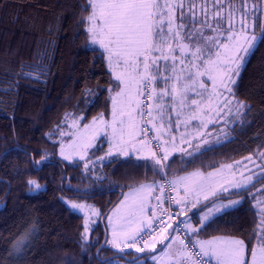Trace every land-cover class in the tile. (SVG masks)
I'll return each instance as SVG.
<instances>
[{
    "label": "trees",
    "instance_id": "trees-1",
    "mask_svg": "<svg viewBox=\"0 0 264 264\" xmlns=\"http://www.w3.org/2000/svg\"><path fill=\"white\" fill-rule=\"evenodd\" d=\"M260 3V37L233 89L246 105L244 113L225 128L227 140L191 156L174 154L161 171L148 159L109 154L106 144L91 149L87 162L58 158L67 122L108 116L109 89L118 90L102 51L90 43L86 25L78 23L91 9L82 11L86 0H0V264H156L150 256L162 244L157 251L138 252L126 244L116 250L103 243L105 214L126 191L153 182L158 191L165 174L172 181L196 170L235 165L251 155L264 162V0H248V6ZM262 184L258 179L243 190L201 202L191 213L198 229L194 235L255 243L259 217L254 205L264 197V191H257ZM236 192L243 196L241 204L198 228L199 211L217 200L241 198ZM64 198L95 199L100 217L87 239L82 217L67 209ZM184 231L192 245L193 235Z\"/></svg>",
    "mask_w": 264,
    "mask_h": 264
},
{
    "label": "snow or ice",
    "instance_id": "snow-or-ice-1",
    "mask_svg": "<svg viewBox=\"0 0 264 264\" xmlns=\"http://www.w3.org/2000/svg\"><path fill=\"white\" fill-rule=\"evenodd\" d=\"M258 6L253 4L249 9L248 0H86L82 11L89 8L91 11L78 23L86 25L90 43L102 50L101 55L118 90L109 89L111 120H105L103 114L93 118L91 124L84 125L77 137L78 142L68 147L86 150L103 133L108 136L109 154L113 150L124 156L135 152L140 154L138 159L147 155L163 171L164 162L175 150L174 133L179 132L181 123L188 126L198 120L206 128L208 123L213 122L212 113L219 116L222 111L221 99L225 94L234 96L233 89L243 63L256 40L255 35L249 37L247 34V18L252 15L255 23ZM237 14L239 32L236 31ZM261 28L264 31V24ZM40 75L38 71L34 78L38 80ZM113 91L114 94H111ZM230 103L229 99H223L224 105ZM236 106L238 111L246 107L241 101H236ZM205 116L210 117L208 122H205ZM180 138L184 142L185 134L180 133ZM154 148L157 151H153ZM61 155L69 158L63 145ZM226 167L231 168L232 165ZM219 171L205 175L196 170L173 179L170 186L184 188V196L176 199L175 203L182 204L195 196L196 203L192 207H196L201 196L207 201L221 191L229 192L230 187H244L227 181V187H217ZM253 179L249 176L245 184ZM260 179L264 180V176ZM28 183L34 189L40 188L34 180ZM157 186L156 182L141 184L114 209L113 215L109 216V225L113 230V239L109 243L116 246L120 239L136 243L138 238L142 239L141 233L146 228L155 227L157 216L163 215L159 202L164 199L162 195L156 196L158 203L150 206L149 198L154 195ZM159 189L163 193L164 185L159 184ZM234 194L241 199L213 204L201 215L200 228L216 213L241 204V193ZM70 206L80 210L86 207L77 203ZM254 207L258 209L256 215L259 217L253 231L255 243L251 239L213 237L193 240L189 246L179 235L171 236L168 230L179 233L180 224H183L187 232L195 234L198 231L196 227L186 221L165 224L161 219L163 238L159 239V243L170 241L161 255L174 258L175 264H264V200H257ZM188 210H182L181 214ZM92 214H96L95 210ZM113 216L118 223H113ZM168 218L173 219L171 212ZM84 230L89 231L87 214ZM156 239L145 241L144 248L137 251L143 252L149 247L155 249ZM177 240L180 247L173 251V243ZM196 248L199 250L196 251ZM152 260L160 264L155 255Z\"/></svg>",
    "mask_w": 264,
    "mask_h": 264
},
{
    "label": "rangeland",
    "instance_id": "rangeland-1",
    "mask_svg": "<svg viewBox=\"0 0 264 264\" xmlns=\"http://www.w3.org/2000/svg\"><path fill=\"white\" fill-rule=\"evenodd\" d=\"M258 5L259 6L255 9V23L253 24V16L252 15H249L248 18H247V25H248L247 34L249 35V37H251L252 35L256 36V40L254 41L253 48L255 47V45H256L259 37H260V35L258 33V24H259L258 16H259L260 10L263 9V4L260 3ZM252 6L253 5L248 6L249 9H251ZM225 12H227V9H225ZM236 31L237 32L240 31L239 14H237V17H236ZM93 46L99 48L98 45H93ZM253 48L250 49L248 55L251 53ZM248 55L246 56V58L248 57ZM246 58H245V60H246ZM244 63H245V61H244ZM244 63H243V65H244ZM112 94H114V93H112ZM224 98L229 99L231 101V103L228 104V105H224L223 104V99ZM224 98L221 99L222 111H220L219 116H217L215 114V112L212 113L211 119L213 120V122L208 123L206 128L202 127L198 120L190 122V124L188 126H185L183 123H181L179 132H175L174 133L175 136H176L175 150L172 151V154L169 157H171L174 154H183V155H187V153L194 154V153H197V152H199L201 150L209 148L211 146L219 145V144H221L222 142H224L225 140L228 139V137H226L225 128L228 127V126L233 125L237 120H239L241 115L244 113L245 107L242 110L238 111L237 110V106H236V101H238V100L234 96L233 97H228L227 94H225ZM111 109H112V103H110V114L108 116L103 115V118L105 120H111ZM101 115H98V116H96L94 118H99V117H101ZM209 119H210L209 116H205L204 117L205 122H208ZM92 121H93V119H91L90 121H87L86 123H82L81 117H78V118H74V119L70 120L69 122H67L68 125L62 131V134L59 137L60 146L58 148V158L61 161H63L64 163H73L74 161L87 162L91 149L96 148V147H101L104 144H106V145H108L110 147L109 142H108V136L104 135L103 133H101L96 138V140L92 144V147L87 148L86 150H77V149L68 147L70 144H73L74 142H78L77 141V137L83 131L84 125L91 124ZM109 132H110V129H109ZM180 133H184L185 134L184 142H181ZM154 142L156 143V141H154ZM168 142H169V148L171 150V138L170 137L168 138ZM62 145L64 146L65 154L69 156L68 159H65V157L61 155V146ZM181 149H183V151H181ZM85 152H86V154H85ZM81 155L84 156L83 159H81ZM130 155L131 156H136L138 158V155H140V154L133 152ZM141 158L153 161L147 155H144ZM237 162H239V163H234L235 165L227 164V165H232L231 168L226 167L227 165H223V166H221L219 168H216V169H213V170L209 171V172H214L215 173V172H217V170H220L219 171V175H217V177H216V180L218 181L217 187H219L220 185H224L225 187H227L228 184L225 183L227 181L229 183H238V184L244 185V187L239 188V189L231 188V187L229 188V191H240V190H243V189L253 185V183L256 180L260 179V177L263 176L262 171H263V167H264V162L261 163L259 161V155L258 154L251 155L249 157H246L244 160H240V161H237ZM261 165H263V167H260ZM209 172H207V173H209ZM189 173H192V172H189ZM189 173H186V175H188ZM207 173H204V174L206 175ZM180 176H185V174L180 175ZM180 176H178V177H180ZM249 176H253L254 179H253V181L251 183L245 184V182L247 181V178ZM175 178H177V176L174 177V179ZM169 179L171 180L172 178L169 177ZM145 184H147V183H145ZM262 185H263L262 189H264V184H262ZM132 190L126 191L124 193L123 197L110 210V212L105 214L104 227H105L106 236H107L108 232L110 234L113 233L112 227L109 225V216L113 215L114 209H116L117 206L120 205V202L122 200H124L125 196L128 193H130ZM220 193H225V192L221 191L218 194H220ZM175 195H176V199H180V198H182L184 196V188H183V186H180L178 188L175 187ZM209 198H211V197H209ZM238 199H241V198H231V200H238ZM200 200L201 201L204 200L202 196L200 197ZM259 200H264V197L259 199ZM195 201H196V197L193 196L189 200H187L184 203L179 204V205L191 206L192 202H195ZM228 201H229V199L217 200V201L213 202L211 205H209L208 207H206L205 209L199 211L197 213V217L199 219V222H200L201 215L204 212H206L208 208H211L213 206V204H219V203H225L226 204V203H228ZM63 202H64L65 206L67 207V209L69 211H71L73 213H76V214H78V215H80L82 217L83 227H84L85 218H86V214H87V219H88V223H89V231L85 232V230H84V234H85L84 236H87V234L90 232V230L97 224V222L99 221V217H100L99 216L100 215V211H99V208L96 207L95 199L64 198ZM149 202H150V206H153L152 197L149 198ZM71 203L82 204V205H85L86 207H85L84 210L72 209L71 206H70ZM196 208H197V206L192 208L190 211H188L186 213L183 212V214H181V215L178 213V215H176V216L179 219H182L183 221L189 222L193 226H195V223H194V220H193V218L191 216V213L194 212L196 210ZM230 209H232V208H229L227 210H230ZM92 210H95V212H96L95 215L92 214ZM227 210H224L222 212L216 213L212 218L216 217L217 215H219V214H221V213H223V212H225ZM178 218H177V220H178ZM120 222L122 223L123 221H120ZM113 223H118L117 218L115 216H113ZM135 226H138V225H134V227ZM198 228H200V225H199ZM147 229L148 228H146L145 230H147ZM189 234L193 235V239L194 240H205V239H199L193 233H189ZM173 236H175V234H173ZM149 242H151V241H149ZM158 246L159 245H156L155 249H152L151 247L146 248V249L149 250V252H154V251L158 250V248H159ZM178 247H180L179 240H177L175 243H173V251L176 248H178ZM161 250L156 252V253H154V254H152L150 256V260L153 261L152 260V256L155 255L157 257V260L160 262V264H175L174 258L162 256L161 254L163 253V251L165 249L163 251H161ZM153 262H155L157 264L156 261H153Z\"/></svg>",
    "mask_w": 264,
    "mask_h": 264
},
{
    "label": "built area",
    "instance_id": "built-area-1",
    "mask_svg": "<svg viewBox=\"0 0 264 264\" xmlns=\"http://www.w3.org/2000/svg\"><path fill=\"white\" fill-rule=\"evenodd\" d=\"M153 143H155L153 141ZM170 182L171 180L166 177L165 175H163V177L161 178V180L159 181V184H163L164 185V192L161 193L160 189H158V196H163V201L159 202L161 203V207L163 209V215H158L156 220H155V227L153 229H147L145 231H143L141 233L142 239L138 238V242L133 243L131 240H129L126 245H131V246H127V247H132V248H144V242L145 241H153L154 237L156 238H163L161 235V227H160V220L163 219L165 224H178L179 222L183 221L182 219H179L176 215V211L174 208V202H175V194H174V187L170 186ZM171 198V199H169ZM158 203V201L155 199V204L156 205ZM171 212V215L173 216V219H169L168 218V213ZM178 218V220H177ZM168 232H172L173 234H175V236L179 235L181 240H184V242L186 244H189V246H191L190 242L187 240V236L186 233L184 231V227L183 224H180V231L179 233H177L175 230L173 229H169ZM196 250V249H195Z\"/></svg>",
    "mask_w": 264,
    "mask_h": 264
},
{
    "label": "crops",
    "instance_id": "crops-1",
    "mask_svg": "<svg viewBox=\"0 0 264 264\" xmlns=\"http://www.w3.org/2000/svg\"><path fill=\"white\" fill-rule=\"evenodd\" d=\"M113 153H117V151H115V150H113L112 151ZM186 175V174H185ZM157 193H158V191H157V188H156V190H155V192H154V195L152 196V204H153V206H154V204H155V197H156V195H157ZM158 196V195H157ZM212 198V197H211ZM210 199V198H209ZM203 201H205V200H203ZM203 201H201L200 200V202L196 205V206H198L201 202H203ZM196 203V201L195 202H192V204H191V206H188V205H186V206H182V205H177L175 202H174V207H175V209H176V211H177V213H179L180 215H181V213H182V210H184V209H189L188 211H190L192 208H194V207H192V205L193 204H195ZM188 211H184L185 213L186 212H188ZM194 227H196V226H194ZM197 228V227H196ZM112 234V235H111ZM107 233V245L108 246H110L111 248H113V249H116V250H120V249H123V245L127 242V241H125V240H123V239H120V240H118L117 241V243H116V246H113V244H111V243H109L108 241H111L112 239H113V233ZM191 235V234H190ZM159 239H162V238H158V239H156V245H160V243H159ZM211 239V238H210ZM194 240V239H193ZM206 240H209V239H206ZM129 241V240H128ZM170 241H165V243L162 245L163 247H162V250L161 251H163L165 248H166V245L169 243ZM159 247V246H158ZM197 249V251L199 250L198 248H196ZM145 250H147L146 248H145Z\"/></svg>",
    "mask_w": 264,
    "mask_h": 264
},
{
    "label": "water",
    "instance_id": "water-1",
    "mask_svg": "<svg viewBox=\"0 0 264 264\" xmlns=\"http://www.w3.org/2000/svg\"><path fill=\"white\" fill-rule=\"evenodd\" d=\"M100 224H103V219L100 220ZM106 242H107V236L105 235L104 236V242L103 243H106ZM101 246H103V244Z\"/></svg>",
    "mask_w": 264,
    "mask_h": 264
}]
</instances>
